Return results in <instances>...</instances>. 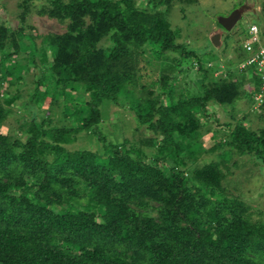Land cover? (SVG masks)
<instances>
[{"label": "trees", "instance_id": "obj_1", "mask_svg": "<svg viewBox=\"0 0 264 264\" xmlns=\"http://www.w3.org/2000/svg\"><path fill=\"white\" fill-rule=\"evenodd\" d=\"M40 1L65 30L37 46L25 28ZM142 1L18 0L19 26L0 22V264H264V217L223 185L233 155L264 164V128L208 123L212 108L252 101L259 75L239 56L236 76L216 77L210 53L178 42L173 0ZM30 67L41 70L29 113L4 131ZM107 104L127 105L151 136L109 141ZM82 132L101 151L70 149Z\"/></svg>", "mask_w": 264, "mask_h": 264}, {"label": "rangeland", "instance_id": "obj_2", "mask_svg": "<svg viewBox=\"0 0 264 264\" xmlns=\"http://www.w3.org/2000/svg\"><path fill=\"white\" fill-rule=\"evenodd\" d=\"M140 5L145 2L137 0ZM40 2L31 7L26 19V34L36 35L35 43L41 45L42 37L49 33H62L65 30V25L60 24L47 17L38 14ZM262 0H195L189 2L187 0H173L172 9L168 15V20L172 28L180 30L178 42L184 43L190 49L205 54V59H208L207 53L213 57L212 64H216L219 69L215 74L216 77H224L227 73L234 74L237 71V66L240 62L239 56L245 57L243 51V43L247 38L248 27L251 23H256L258 26H264V18L261 14ZM243 6V7H242ZM242 13L241 19L237 21L235 26L226 31L222 29L221 45L215 49L209 40V35L218 29L220 25L218 19L229 15L232 10L240 8ZM162 10L165 7L161 8ZM20 10L18 8V0H0V22L5 23L11 28L19 26ZM24 54L20 53L23 58ZM40 68L30 67L28 74L24 76L26 84H19L11 87L10 94L19 93V99L16 100L12 107V115L4 122L2 130L7 131L10 128H16L18 123L17 116L26 115L29 113L25 110V104L29 100L33 89V81L36 80L40 72ZM170 78L178 76V70L174 69L168 73ZM186 74L179 76L178 83L185 85V82H190L193 79ZM236 76V74H234ZM245 92L250 91V88L243 86ZM156 91H160L158 86ZM255 96V95H254ZM245 97L239 100L232 111H224L221 107L212 108L209 110L211 118L208 123L215 129H222L225 123H231L235 126L239 121L245 123L247 128L259 131L264 128V101L258 103L254 100ZM105 104V103H104ZM261 104V105H260ZM46 106L42 108L36 107L38 114H45ZM104 114V122L101 125L102 133L111 142H118L126 139L130 143L139 144V139L151 136V133L144 126L138 127L135 121L134 112L127 106L107 104L104 108L101 106ZM214 115V116H213ZM52 119L55 117L51 114ZM26 118V116H25ZM223 130V129H222ZM206 149L211 148L214 143L206 136L204 139ZM142 146V145H141ZM101 143L96 137H89L85 133H80L76 142L72 143L70 149H87L91 151H101ZM148 152L152 151L150 147H144ZM221 150L205 153L201 159L203 162H211L220 160L219 154ZM228 170H224L226 178L223 185L229 189V193L237 195L244 203L254 209L255 217H264V164L257 163L249 156L233 155V157L225 162Z\"/></svg>", "mask_w": 264, "mask_h": 264}, {"label": "built area", "instance_id": "obj_3", "mask_svg": "<svg viewBox=\"0 0 264 264\" xmlns=\"http://www.w3.org/2000/svg\"><path fill=\"white\" fill-rule=\"evenodd\" d=\"M243 50L246 54L245 59L239 64V70L254 68L260 78L259 90L254 96L258 103L264 101V30L256 24L248 27L247 38L244 41Z\"/></svg>", "mask_w": 264, "mask_h": 264}, {"label": "water", "instance_id": "obj_4", "mask_svg": "<svg viewBox=\"0 0 264 264\" xmlns=\"http://www.w3.org/2000/svg\"><path fill=\"white\" fill-rule=\"evenodd\" d=\"M242 7L232 10V12L229 15L220 17L218 19L220 29L209 35L210 43L215 49H218L221 45L222 29L226 31H230L235 26L237 21L241 19L242 13L240 12V9Z\"/></svg>", "mask_w": 264, "mask_h": 264}, {"label": "clouds", "instance_id": "obj_5", "mask_svg": "<svg viewBox=\"0 0 264 264\" xmlns=\"http://www.w3.org/2000/svg\"><path fill=\"white\" fill-rule=\"evenodd\" d=\"M261 30L263 31L264 30V26H261ZM261 105V104H260Z\"/></svg>", "mask_w": 264, "mask_h": 264}, {"label": "crops", "instance_id": "obj_6", "mask_svg": "<svg viewBox=\"0 0 264 264\" xmlns=\"http://www.w3.org/2000/svg\"><path fill=\"white\" fill-rule=\"evenodd\" d=\"M251 24H256V23H251Z\"/></svg>", "mask_w": 264, "mask_h": 264}, {"label": "flooded vegetation", "instance_id": "obj_7", "mask_svg": "<svg viewBox=\"0 0 264 264\" xmlns=\"http://www.w3.org/2000/svg\"><path fill=\"white\" fill-rule=\"evenodd\" d=\"M235 9V8H234Z\"/></svg>", "mask_w": 264, "mask_h": 264}]
</instances>
